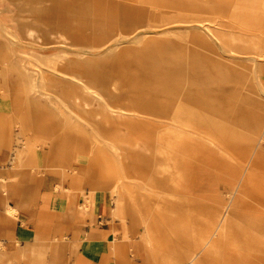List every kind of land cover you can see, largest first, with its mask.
<instances>
[{
    "label": "rangeland",
    "instance_id": "rangeland-1",
    "mask_svg": "<svg viewBox=\"0 0 264 264\" xmlns=\"http://www.w3.org/2000/svg\"><path fill=\"white\" fill-rule=\"evenodd\" d=\"M154 2L148 3L151 5L150 12L144 11V16L135 18L128 28L120 26L112 35L100 31L97 35L98 41L87 47L81 45L78 38L75 40L74 37L73 43H66L63 35L56 36L54 38L56 41L48 44L47 40L43 42L41 35L40 43L36 42L34 45L39 44L42 49L35 50L27 33L19 34L20 40L13 43L8 38L9 34L0 35L2 41L0 63L9 72L8 78L2 77L0 88L19 91L18 95L21 97L17 100L25 108L24 114L22 109H14L21 115L22 121L16 123V130L10 133V154L16 157L28 135L34 136L36 135L34 132L43 129L41 127L43 119H48L50 124L55 125L58 140L47 143L32 142L35 144H31L33 148L26 155L39 150L45 155L59 153L58 159H64L63 154L68 155L71 147L76 148L74 147L76 143L65 142L66 134L71 133L73 137L76 134L81 135L86 142L85 152L81 148V152H84L82 155L84 166L90 169L91 174L84 179L89 183L98 182L100 189L110 191L115 213L120 210L121 216L117 214L120 218H125V221L126 218L128 221L131 219L129 229L133 231L134 238H137L133 241L136 243L135 248L129 249L134 264H169V261L175 260L176 255L188 248L194 234L196 238L203 232L205 227L200 224L206 221L210 212L201 209L186 216L179 213V210L171 215L170 211L164 216L154 214L153 217L157 219H151L155 224L151 238L143 241L141 236L145 235L144 218L141 215L135 223L133 209H129L127 205L135 207L136 203V194L132 191L135 179L131 171V162L133 153L139 148L134 144L148 142L151 137L149 131L143 129L134 131L135 124L140 122H135L134 116L120 120L109 116L105 118L101 106L97 103L91 107L83 106L80 99L84 101L91 99L88 91H82L76 85L66 88L57 77L71 80L78 78L88 86L92 84L93 91L104 95L105 99L101 104L109 102L116 110L126 113L134 109L133 99L127 94L133 98L135 95L152 98L161 103L164 102L163 98L176 99L180 104L179 108L182 107V111L186 112L182 115L183 121L191 125L194 131L195 124H199L201 128L208 126L209 122H205L204 119L202 121L205 114L212 118L214 116L215 122L228 124L223 114L231 106H235L234 100L249 113L254 110L256 101L264 102V92L261 91L264 89V61H261L264 57H260L264 55V0ZM238 4L246 6V10L244 12L235 10L233 6ZM250 4H257L256 9L249 8ZM218 5L230 7L219 10ZM209 24L212 25L211 29L206 27ZM103 28L106 27L101 29ZM76 33L78 31L73 28V34ZM13 47L29 54L35 50L41 60L43 57L50 58L49 66L35 60L39 67L34 69L33 78L27 77L11 52ZM45 72L48 74L46 80L42 78ZM95 77L100 81L105 79L108 88L103 83L95 85L93 83ZM34 84H38L39 90L48 94L49 102L37 96L35 90L38 88L34 87ZM212 93L216 99L212 98L211 102L210 96L208 112L206 110L208 104L199 103L198 96ZM239 96L244 100L240 102ZM36 101L39 103L37 109ZM20 115L17 116L20 118ZM250 122L249 115L247 127L250 126ZM262 148L264 151V142ZM142 153L150 163L153 158L150 157V152ZM12 156L8 157L3 168L10 164ZM229 157L231 166L235 164L234 167L237 168L242 158L237 154ZM141 162L145 164L144 160ZM17 165L20 169H26L25 162L22 164L16 157L13 167L16 168ZM50 168L60 169L58 165L50 167L44 163L39 170L40 174H46ZM256 171L257 178L264 186V170L258 168ZM142 175L145 176L143 179L150 177L145 172ZM158 177H163V174H158ZM167 177L166 175L164 180ZM95 186L96 184L89 185L90 192L96 190ZM116 186L118 189H115ZM218 188L225 196L226 191L230 190L229 184L223 181L218 183ZM142 192L145 193V189L140 188L138 194L142 196ZM89 200L90 198L87 202ZM140 208L142 212L143 207ZM152 211L145 208L146 213ZM253 212L243 208L229 216L231 224L224 239L228 242L225 243L224 240L221 242L242 248L241 244L244 242H241V239L246 235L262 234L263 232L256 230L264 225V217H257ZM147 217L145 215V218ZM189 223H192L193 233L189 231L185 233L182 230L183 226ZM2 248L3 244L0 242V250ZM237 253L242 254L244 251L240 249ZM225 255V250H220L208 264H224ZM229 255L231 254L228 252L227 256ZM247 260L248 258L244 256L239 257L240 264H247Z\"/></svg>",
    "mask_w": 264,
    "mask_h": 264
},
{
    "label": "bare ground",
    "instance_id": "bare-ground-1",
    "mask_svg": "<svg viewBox=\"0 0 264 264\" xmlns=\"http://www.w3.org/2000/svg\"><path fill=\"white\" fill-rule=\"evenodd\" d=\"M256 5L250 4L248 7L256 9ZM228 7L230 6L218 5L217 9L225 10ZM233 8L242 12L246 10V6H240V4L233 6ZM72 9L74 10L73 7ZM211 24L206 27L211 29ZM72 26L79 27L81 24L78 21H73ZM9 36L8 38L11 39L12 43L20 40L16 34L11 32H9ZM28 36L32 37V34L29 33ZM73 37L75 40L78 38L79 41L81 35L78 32L72 34V40H74ZM12 49L11 52L20 64L16 63L24 70L27 77L33 78L34 69L39 67L35 60L49 66L50 58L48 57H43L41 60L36 52L32 51L29 54L15 47ZM260 57H264V55ZM261 61H264V59ZM8 75V69L0 63V81H2V77L6 78ZM47 75L46 72L43 73L42 78L46 80ZM57 78L66 88H72V85H76L82 91H88L87 93L91 99L90 101L80 99L83 106L91 107L97 103L101 106L105 118L109 116L120 120L122 118L130 119L134 116L135 119L133 120L135 122L140 121L135 124L134 131H140V129L149 131L151 137L148 142L134 144L139 149L133 153L131 162V171L135 179L132 184V191L136 194L133 215L136 220H139L141 215L145 219H143L145 235L141 236V239L148 241L151 238L155 225L152 221L157 219L153 217L154 214L164 216L170 211L169 215H171L174 211L178 212L179 210V213L186 216L189 213L194 214L195 210L201 209L210 212L206 221H202L200 224L205 227L203 232L196 238L194 234L188 248L183 253L176 255V259L169 261V264H208L222 247L220 241L228 232L231 224L229 216L242 208H249L254 213H264V186L257 178L256 171L258 168L264 170V151L262 148L264 142V102L256 101L254 110L249 113L234 100L233 103L236 102L235 106H231L223 114L224 120L228 124L215 122L214 116L212 118L205 114L202 116V121L209 122L208 126L201 128L199 124H195L194 131L191 125L189 126L183 121L182 115H185L186 112L182 111V107L179 108L180 104L176 99L163 98L164 102L161 103V101L152 98L136 95L133 98L132 95L127 94L133 99L134 109L126 113L122 110H116L109 102L105 101L104 104H101V101L105 99L104 95L98 91H93L92 84L88 83L90 85L88 86L82 79L78 78H75V80L64 77ZM95 78L96 80H93L95 85L103 83L108 88L105 79L100 81L98 77ZM33 86L39 87L38 84ZM39 89L35 90L38 97L49 102L48 94ZM261 91L264 92V89L262 88ZM67 95L70 96L69 93ZM210 96L211 102L213 101L212 98L216 99L214 93L198 96L199 103L208 104L206 106L208 112ZM241 96H239L240 102L244 100ZM19 106L23 112L24 105L18 103L17 107ZM249 115L251 122L250 126L247 127V117ZM43 122L41 125L43 129L34 132L36 133L34 136L28 135L26 141L22 143L23 146H20L21 150L15 155L19 162H22L27 152L33 148L31 144L35 143L32 142L47 143V141L58 140L55 125L50 124L48 119H43ZM178 124L183 126L179 127ZM37 133L42 134L38 135ZM64 140L67 143H76L74 145L76 148L71 147L68 155L66 154L64 159L61 158V160L56 161L54 165L72 171L73 184L80 185L86 181L84 177H87L88 174V176L91 175L90 169L85 168L82 158L86 142L81 135L76 134L73 137L71 133L66 134ZM81 148L84 149L83 153ZM143 151L150 152V157H153L150 163L147 161L148 158L145 154L142 153ZM232 154H237L242 158L237 168H235V164H233L235 167L231 166L229 156ZM16 157L12 156L10 166L13 167ZM40 160L39 168L43 165L42 156H40ZM142 160L145 161V164L141 162ZM143 172L150 175V177L143 179L145 177L142 175ZM158 174H163V177L159 178ZM166 175L168 177L164 180ZM220 181L229 184L230 190L226 191V196L225 193L222 195L218 188ZM140 188L145 189L142 196L140 193L138 194ZM115 189H118V186ZM140 207H143V213L139 210ZM145 208L153 211L146 213ZM7 212L13 215L16 210L15 208H9ZM144 214L148 217L145 218ZM152 218L153 220H151ZM191 226L192 223H189L183 226L182 230L185 233L188 231L193 233ZM134 245L135 243H131V238L127 237V247L129 249L134 248ZM184 255L185 257H183ZM118 257L119 264H132L127 255L124 256L121 253ZM253 260L251 259L249 264H256L259 261L257 258ZM239 262V258H226L224 260V264H240Z\"/></svg>",
    "mask_w": 264,
    "mask_h": 264
},
{
    "label": "crops",
    "instance_id": "crops-1",
    "mask_svg": "<svg viewBox=\"0 0 264 264\" xmlns=\"http://www.w3.org/2000/svg\"><path fill=\"white\" fill-rule=\"evenodd\" d=\"M154 1L166 0H0V35L11 32L19 37V34L31 33L33 49L41 50L39 44L34 45L40 43L41 35L48 44L54 43L59 35H63L66 43H73L71 37L76 28L81 35L79 43L87 47L98 41L100 31L112 35L120 26L128 28L135 18L144 16V11L150 12L148 3ZM73 21L81 26H72ZM1 90L0 242L3 248L0 264H119L121 253L134 264L127 247V237L131 243L137 239L129 229L131 219L120 218V210L115 213L110 191L100 189L98 182L87 180L74 185L73 172L66 169L50 168L46 174H40V156L43 164L51 167L59 161V153L45 155L34 150L22 161L26 169L9 164L3 168L12 156L10 133L16 130V123L22 117L14 111L21 110L17 107L19 91ZM38 105L36 101V109ZM93 184L96 190L90 192L89 185ZM9 208H15V214H8ZM254 215L264 217L263 212ZM134 222H137L135 218ZM256 231L263 233L246 235L241 239L242 248L221 242L226 233L220 241L225 258L244 256L248 258L247 264L254 258L259 260L256 264H264V225ZM239 248L244 253H237ZM228 252L231 255L227 256Z\"/></svg>",
    "mask_w": 264,
    "mask_h": 264
}]
</instances>
